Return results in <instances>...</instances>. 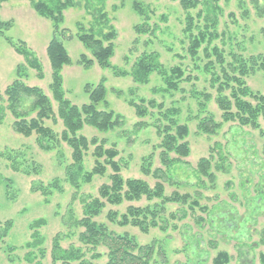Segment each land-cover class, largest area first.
I'll return each mask as SVG.
<instances>
[{
	"label": "rangeland",
	"instance_id": "1",
	"mask_svg": "<svg viewBox=\"0 0 264 264\" xmlns=\"http://www.w3.org/2000/svg\"><path fill=\"white\" fill-rule=\"evenodd\" d=\"M75 1L76 5L65 11L62 25L72 35L77 32L78 22L89 27L92 21L85 8V0ZM138 1L149 15L148 19L135 10L134 0L106 1V12L117 33L115 54L111 58L112 68H102L96 62L89 67L81 65L78 63L80 55L85 53L92 58L91 53L75 37L64 38L72 60L62 70L66 97L81 106L88 103L84 86L87 83L95 85L102 78L106 80L108 107L122 115L123 125L109 131H99L86 125L79 134L89 139H106V148L114 146L119 151L116 159L123 166V177L146 180L152 187L157 182L152 176L153 170L164 168L161 162L164 132L160 133L159 127L169 125L170 121L164 114L168 109L175 108L178 111L174 117L176 122L189 127L186 140L190 155L181 159L172 175L166 174V195L175 191L189 193L206 210L167 204L164 216L170 220L169 227L165 231L152 228L147 234L138 227L111 224L107 212L112 209L124 213L129 205L154 206L161 203L159 199L149 201L143 198L119 206L107 204L96 220L108 223L121 233L135 235L140 244L156 241L165 254L157 253L151 264H214L219 252L228 253L227 264H261L260 256L264 253V136L250 126L223 121L222 110L216 100L217 84L212 83L213 75L205 69L209 61L204 49L206 44L199 50L197 58H192L188 52L191 39L185 31L187 16L192 15L197 22V12L202 10L205 14L204 0H200L196 8L190 9H185L180 0ZM218 5L221 10L214 30L218 36L208 48L219 47L226 66L240 58L264 54V0H218ZM0 20L11 23L9 29H3L0 33V94L16 79L21 64L22 74L25 75L22 80L30 86L41 87L57 112L58 104L50 89L52 69L47 55L53 23L36 13L32 0H4L0 6ZM200 22L204 23L202 19ZM197 32L193 31L194 34ZM7 37L15 42L24 41L34 52L42 66V79L9 44ZM152 51L160 54V61L165 67L181 66L185 70V77H190L180 83L178 90H167L157 73L150 76L147 84L136 83L130 74L119 75L122 71L130 72L141 54ZM211 59L215 60V56ZM216 67V72L222 76L220 67ZM245 80L253 91L264 94V70L250 72ZM142 98L155 99L163 103V108H155L147 117L140 118L129 101L140 102ZM1 106L4 108L0 109V225L11 220L13 226L0 242V264H27L26 256L31 250L35 251L37 260L43 264H61L52 260L53 237L60 233L64 248L75 245L86 249L79 241L81 228L70 219L71 213L75 218H82L85 200L99 196L100 187L110 183L112 170L107 167L104 176H95L89 183L80 179L79 188L73 187L66 179V167L72 163L71 148L61 142L51 150L42 149L36 133L26 137L14 130V117L5 108L6 102H0ZM103 107V104L99 105V108ZM209 113L222 123L217 133L210 135L198 129L199 119ZM140 121L145 123L138 126ZM260 123L264 130L263 118ZM44 124L58 136L64 129L60 119L57 123L45 120ZM94 149V146H90L85 156L87 171L95 166ZM9 151L19 153L17 164L22 170H14L1 155ZM222 154L226 158L224 162L220 160ZM210 155L213 157L212 171L216 176L214 182L196 173L199 159ZM171 157L177 156L171 154ZM33 161L40 166V173L28 175L24 172L26 165ZM146 161L152 163L151 175L142 170ZM221 163L223 170H217L216 165ZM169 176H174V180H170ZM55 181L61 188L53 190L48 203L41 192L33 191L34 187L47 186ZM181 207L188 211L187 216L182 220H171L169 214L181 210ZM38 219L45 221L36 228L44 242L40 248H35L27 243L33 241V228L30 225ZM175 225L177 228H174ZM40 249H45V256L41 255ZM97 252L102 253V257L93 258L89 252L86 257L97 264H106V250L100 247Z\"/></svg>",
	"mask_w": 264,
	"mask_h": 264
},
{
	"label": "trees",
	"instance_id": "2",
	"mask_svg": "<svg viewBox=\"0 0 264 264\" xmlns=\"http://www.w3.org/2000/svg\"><path fill=\"white\" fill-rule=\"evenodd\" d=\"M4 0H0L1 3ZM107 0H85V8L92 17L91 24L86 27L83 23H77V32L75 35L68 34L67 29L62 28L65 22V11L76 5L75 0H32V7L38 15L51 20L53 23V35L47 46V55L52 69V82L50 89L54 100L57 102V112L50 97L39 86H30L26 84L22 77V65L17 69V77L0 94V102H6V109L14 117V130L26 137L36 133L38 142L42 149L51 150L65 142L72 150V163L66 167V179L75 188H79L80 179L89 183L95 176H104L107 173V167H110L112 173L109 175L110 183H104L100 187L98 197H92L85 200L83 204L82 218H75L71 213L70 219H73L75 226L81 228L79 232V241L86 247L71 245L64 248L61 243L60 233L53 237L51 249L52 260L61 264H97L91 258H87V252L92 254L93 258L102 257V253L97 250L102 247L106 250V264H151L157 253L164 255L165 252L158 247L157 242L140 244L135 235L129 232L121 233L112 229L108 223L99 222L97 217L101 216L107 204L122 205L125 202L140 201L146 198L149 201L159 199L161 203L154 206H134L129 205L124 213L117 210H109L107 219L111 224L119 227L133 226L138 227L143 233H149L152 228H159L165 231L169 227L170 220L164 215L167 204H181L182 207L188 206L191 209L200 206L197 198H192L189 193L181 194L177 191L171 195H166L164 180L166 174L172 175V171L181 163L183 157L190 155L189 142L186 140L189 135V127L186 124H179L174 118L178 111L175 108L168 109L164 116L169 119V125L164 128L159 127V132H164V138L161 143L162 153L161 162L164 168L153 170L152 176L157 179L154 187L149 182L140 178H127L122 175V164L116 157L119 151L112 146L106 148V139L100 140L98 137L91 139L79 134L84 126L89 125L99 131H109L115 127L123 125V117L108 107L106 80L102 78L99 83L93 85L87 83L84 86V92L88 95V103L79 106L66 97L64 90V81L62 76L63 67L70 65L72 60L68 50L63 42L64 38L75 37L92 55L88 58L85 53L80 55L78 63L85 67L91 66L94 62L102 68H112L111 58L115 54V42L117 33L111 24L108 13L105 9ZM185 9L196 8L200 5V0H180ZM205 14L199 10L197 12L198 21L189 14L187 16V27L185 31L190 34V45L188 52L192 58H197L199 50L205 46L206 57L209 58L205 69L212 73V83L217 84V103L222 110L224 122H238L242 126H250L257 129L264 136V130L260 119H264V94L253 91L246 83L245 77L256 70H264V54L251 56L248 59H237L234 64L226 66V60L217 46L209 49L212 40L217 38L215 33L218 24V15L220 6L218 0H204ZM133 6L140 15L149 18L145 8L138 0H134ZM264 12V11H263ZM204 17V19L202 18ZM203 20L202 24L200 20ZM10 21L0 20V33L3 29L10 28ZM139 30V25L137 26ZM194 30L198 32L193 33ZM264 32V29H263ZM9 44L22 55L27 64L38 72L40 79L44 77L40 61L34 52L27 47L24 41L15 42L11 38H6ZM215 56V60L211 59ZM216 66L220 67V73L216 72ZM230 69L231 71H229ZM119 72V70H118ZM153 73L159 74L167 90H178L185 77V70L181 66L167 68L160 61V54L156 51L144 52L135 61L130 72L122 71L119 75L130 74L133 80L139 84H147ZM229 91V94H226ZM130 105L134 107L137 116L145 118L152 113L155 108H163V103H158L155 99H140V102L130 100ZM27 108H24L25 105ZM103 104L104 109L99 108ZM4 107L1 106L0 109ZM34 113V116H33ZM62 121L64 126L60 136L49 126L44 124L45 120H52L57 123ZM145 122L140 121L138 126ZM221 122H217L215 117L209 113L199 119L198 129L208 135L217 133L221 127ZM175 127V132L173 128ZM94 146L93 155L95 156V166L87 171L85 169V156ZM175 154L177 157H171ZM12 168L16 171L22 170L18 162L19 153L9 151L1 154ZM224 154L220 160L224 162ZM223 163L217 164V170H223ZM152 163L146 161L142 166L144 173L151 175ZM213 157H202L197 163L196 173L198 176H204L209 181L214 182L216 176L212 171ZM26 174L40 173V166L34 161L26 165ZM174 176H169L174 180ZM10 188V185H7ZM57 181L49 183L47 186L41 185L39 188H33L34 192H41L45 201L49 202V196L54 189H60ZM181 207V208H182ZM180 213V216H179ZM188 214V211L182 208L179 211L171 212V220H182ZM203 221V218L201 217ZM45 223L43 219H38L31 223L33 228V241L27 243L30 247L40 248L43 244V238L38 234L36 228ZM41 224V225H42ZM13 223L8 220L0 225V242L9 234ZM174 228H177L176 225ZM41 255L45 256V249H40ZM44 258V257H43ZM261 264H264V253L260 256ZM27 264H43L37 260L34 250H31L26 256ZM229 255L227 252H219L214 259V264H227Z\"/></svg>",
	"mask_w": 264,
	"mask_h": 264
}]
</instances>
